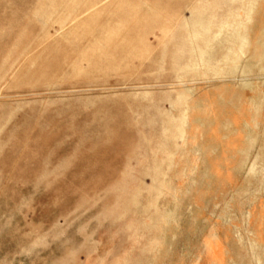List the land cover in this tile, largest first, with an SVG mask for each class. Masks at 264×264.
I'll return each mask as SVG.
<instances>
[{
  "label": "rangeland",
  "instance_id": "obj_1",
  "mask_svg": "<svg viewBox=\"0 0 264 264\" xmlns=\"http://www.w3.org/2000/svg\"><path fill=\"white\" fill-rule=\"evenodd\" d=\"M214 2L0 0V264H264V58L242 56V191L206 196L215 139L190 132L228 81L189 66Z\"/></svg>",
  "mask_w": 264,
  "mask_h": 264
},
{
  "label": "crops",
  "instance_id": "obj_2",
  "mask_svg": "<svg viewBox=\"0 0 264 264\" xmlns=\"http://www.w3.org/2000/svg\"><path fill=\"white\" fill-rule=\"evenodd\" d=\"M247 2L249 14L245 12ZM214 3L218 10L201 21V31L193 28L192 23L189 43L191 72L207 71L217 76L214 78L228 77L224 87L214 88L211 95H200L188 119L191 136L215 139L207 165L214 173L216 185H212L206 196L222 195L235 185L236 179L242 191V123L248 119L242 113V56L253 54L264 58V0H215ZM234 75L238 83L230 82L236 79ZM202 122L205 124L201 125ZM263 213V209L255 208L250 217L259 239H264Z\"/></svg>",
  "mask_w": 264,
  "mask_h": 264
}]
</instances>
